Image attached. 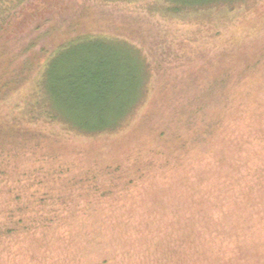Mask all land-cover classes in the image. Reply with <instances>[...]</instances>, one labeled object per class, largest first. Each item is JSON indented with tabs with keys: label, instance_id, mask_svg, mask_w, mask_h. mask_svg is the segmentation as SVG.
Wrapping results in <instances>:
<instances>
[{
	"label": "rangeland",
	"instance_id": "1",
	"mask_svg": "<svg viewBox=\"0 0 264 264\" xmlns=\"http://www.w3.org/2000/svg\"><path fill=\"white\" fill-rule=\"evenodd\" d=\"M162 1L60 0L0 30L10 70L34 71L0 98V264H264V0L187 14ZM108 17L129 20L134 42V61L117 48L118 79H139L135 96L149 98L127 131L94 139L49 119L47 106L83 122L89 111L44 72L62 36L107 30ZM73 50L56 60L60 75L83 57ZM146 116L150 141L134 135ZM98 226L101 249L88 253Z\"/></svg>",
	"mask_w": 264,
	"mask_h": 264
},
{
	"label": "trees",
	"instance_id": "2",
	"mask_svg": "<svg viewBox=\"0 0 264 264\" xmlns=\"http://www.w3.org/2000/svg\"><path fill=\"white\" fill-rule=\"evenodd\" d=\"M59 1L60 0H0V30L3 31V27H5V30H7L6 33H8L9 23L16 24L20 22L18 26H23L28 21L34 19L33 9H35L34 11L36 12L38 10L43 12L44 8L42 5H51V3L59 4ZM113 1L118 3V1L122 0ZM131 1L137 4L139 0ZM163 1L167 6L168 11H170L172 8L174 14L176 12V14H187L188 12L198 11L202 7L209 6V3H212L211 1L213 0ZM218 4H220V2ZM230 4L231 1H225L221 3L223 6ZM59 7L61 6L59 5ZM88 10L89 8L84 7V9L80 11L79 15L73 20H84L85 16L82 14ZM47 12L50 13L51 11L49 12L45 10L42 15H45ZM73 20L67 21V26H69L68 29L73 28L75 25L80 26L84 24L83 22L78 21L76 23ZM91 24L94 26H102L100 23H98V21H96V23L92 22ZM107 24L109 25L107 30H85L84 33L82 32L78 35H74L73 37L62 36L60 43L56 42L55 47L51 49L52 52L49 58L47 57L48 61L44 72L45 82L53 80L55 85H58L56 82L66 84V88L73 92L75 96L77 95L81 103L86 102L87 108L84 107V110L89 111L88 122H83L81 118L78 121L74 118L68 117L67 115L65 118L58 117L55 107L52 105L51 107H44V112L48 115L49 119L52 121H60L63 126L68 127L67 129L70 132L73 131L85 136L90 135L91 137H96L94 139H98L97 137L105 134L108 136L111 135L112 137V133L119 130H125L123 129L124 127L130 128L129 126L132 125V122L136 118H140L149 98V94H147L146 97L141 96L142 94L135 96L134 91L136 90L135 87L138 85L139 79L137 80V84L135 86H133V83L131 84L130 82H123L118 79L121 77H126L123 75L121 64L116 60L118 53L117 48H119L118 46L120 45L121 47H124L128 52V58H131L132 61H134L131 55L132 52L130 51V47L133 46L134 42L132 41V36L127 31V27L130 25L129 20L126 22L118 21V24H116L112 17H108ZM55 25L56 23L54 22L52 26ZM119 25L125 26L124 35H119L121 32L118 34L115 33L119 29ZM22 29L23 28H18L17 32L20 33ZM55 30L61 31L62 27ZM119 40L121 41L119 42ZM121 43H123V45H121ZM34 44L36 43H32L31 46L33 47ZM34 47H36V45H34ZM5 50L7 49L0 50V98L5 95L7 96L12 94V92L17 89L16 86H22L25 82L31 79L34 72L30 68V72L27 73L26 77H23L21 72L15 75V70H10L11 66L9 65V57ZM71 50L74 51L71 53L72 58L77 51L76 57L79 55V53L83 54V57L78 59L80 61L79 63L72 66L71 61L69 63L64 61L65 63L61 65V72H63V74L60 75L59 71L56 70L58 68L56 60ZM122 53H124V51H122ZM75 59L76 58H74V60ZM35 61H37V58L30 57V64L34 63ZM67 65L70 67H67ZM142 69L144 72H147L146 69ZM28 70L29 67L26 71ZM135 76L137 75L135 74ZM17 77L19 79H17ZM49 85L47 84L46 86H48V90L50 91L51 88ZM45 92L46 90H44V93ZM147 121L148 117L146 116L145 119L140 122L142 124L139 131H134V135L136 134L138 137H142L144 139L148 138L147 140L150 141V137H144L147 133V131L144 130H146V128L152 127L148 125L146 128H143ZM158 135L164 136V133L158 132ZM139 140L140 139H136L133 144L135 145V142L137 144ZM147 150L148 149H146L145 152ZM132 164H136V162L131 163V165ZM138 170L139 168H135L136 172ZM138 173L139 172H137V174ZM120 176L123 177V174ZM252 191L253 187H251V191L249 193ZM240 192L246 195L245 190ZM90 209L91 208L89 207L88 214L90 217L88 219L85 218L86 222L84 224L85 226L86 224L93 225L92 227L95 228L96 226L94 225L97 224L98 219H96L97 217L95 213L91 214L89 212L91 211ZM77 210L78 209L71 210L72 214L74 211L77 213ZM150 217L156 218L155 212L152 211ZM104 233L105 229H103L102 226H98L97 230L92 232L89 243L84 246L83 249L88 253H93L94 250L101 249L96 247L99 241H103ZM70 234L71 233L68 235L70 236ZM72 240L73 238L71 237L70 241L72 242Z\"/></svg>",
	"mask_w": 264,
	"mask_h": 264
}]
</instances>
